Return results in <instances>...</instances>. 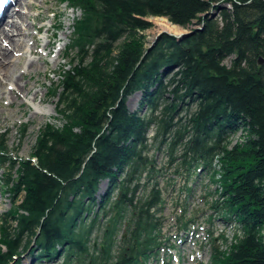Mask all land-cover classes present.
Wrapping results in <instances>:
<instances>
[{"label": "trees", "instance_id": "16d2710c", "mask_svg": "<svg viewBox=\"0 0 264 264\" xmlns=\"http://www.w3.org/2000/svg\"><path fill=\"white\" fill-rule=\"evenodd\" d=\"M60 1L81 12L76 58L49 94L62 124L41 128L28 159L12 156L0 134L12 202L0 264L161 258L171 169L217 184L212 209L240 231L222 235L223 247L213 239L210 264H264V0ZM153 17L192 33H164L150 48ZM240 131L245 140L235 143Z\"/></svg>", "mask_w": 264, "mask_h": 264}, {"label": "rangeland", "instance_id": "374dc122", "mask_svg": "<svg viewBox=\"0 0 264 264\" xmlns=\"http://www.w3.org/2000/svg\"><path fill=\"white\" fill-rule=\"evenodd\" d=\"M33 1L28 0L26 3L31 4ZM46 1L49 2L48 5L43 4V0H41V3L34 1L36 8L34 6L31 11L30 21L37 26H42L41 33L35 30L30 31L36 39L35 53L32 55L27 53L31 47L30 41L24 58L21 59L19 66L14 68L15 75L22 74L23 71L27 70L19 85L14 86L15 92L21 96L15 99V96L9 93L8 83L1 85L2 89L8 93L0 95V134L5 135L12 156L19 159L30 158L43 126L48 122L57 126L62 124L60 120H57L58 115L55 108L57 100H50L49 94L60 83V75L70 69L73 60L76 58L75 51L69 48L73 38V26L77 18L81 17V12L72 9L67 3H63L60 0ZM39 4L42 5V9L38 7ZM49 5L50 10L45 20L38 21L36 17ZM13 8L16 10L26 9L21 8L18 4ZM216 15L214 14V17ZM25 16L23 15L22 18H25ZM11 17L13 16L6 17L8 19L7 23L11 22V20H16ZM156 18L159 17L148 19L153 25L146 32L149 44L165 31L161 28V25L154 22ZM165 19L169 22L167 18ZM52 25L54 26L53 28H51ZM6 29L9 30V26ZM47 29H50L48 34L46 33ZM184 29L189 31L186 28ZM48 36L52 39V46L50 51H45L44 45L48 41ZM0 44L4 46V39L0 40ZM60 53L62 54L59 55ZM28 58L37 61L36 69H27ZM41 63L44 65H41ZM37 68L41 69V71L36 74L35 70ZM35 94L37 97L34 100ZM134 96L128 100V105L131 109L134 108L133 110H136L142 95H139L140 99L135 103L136 105L133 104L132 106ZM38 108L46 111L38 112ZM23 125H27L25 136L21 134V126ZM152 134L153 132H151ZM232 140L234 142H242L245 140V132H238ZM157 160L160 168L166 164L164 151L162 154H157ZM216 168H218L217 163ZM7 171L8 166L0 167V225L2 215L12 207L9 193L3 187V180ZM166 174L165 178L171 182L168 185L170 186L168 191L165 192L167 204L163 214L165 218L164 232L166 238H168L166 242L168 249L163 251V258L160 260L155 259L150 264H165L166 262H170V264H210L213 239H216V246L223 247L222 242L219 241L222 235L231 240L236 233L240 234L237 229H234V224L224 222L219 214L212 209L211 204L218 198L217 190L220 187L217 184L210 183L209 179L204 178L202 172H200L198 178L194 177L191 182L185 179V175L182 177L177 176L174 169L169 170ZM165 183L166 181L163 177L161 179L162 187H164ZM105 187L106 183H103L101 188L104 189ZM188 188H192L191 193L186 190ZM184 210H187L186 215H183ZM210 218H212V223L209 221ZM186 221L188 225L184 227ZM24 264L36 263L29 258H25ZM53 264H59V262Z\"/></svg>", "mask_w": 264, "mask_h": 264}, {"label": "bare ground", "instance_id": "6f19581e", "mask_svg": "<svg viewBox=\"0 0 264 264\" xmlns=\"http://www.w3.org/2000/svg\"><path fill=\"white\" fill-rule=\"evenodd\" d=\"M9 1H10V3L5 8V10L2 12V16H1L2 18L0 20V40L4 39V46L2 44H0V95H5L8 93V92L4 91L2 89V86H1L5 83H8L7 85H9V90H10L9 93L11 95L15 96V99H16L21 95L18 94L17 92H15L14 86L19 85V82L23 79L24 74H26L27 70L23 71L22 74L15 75L14 68L16 66H19L21 59L24 58V55L26 54L27 45L29 44L30 41H31V47L28 49L27 53L29 55H32L35 53L34 52L35 51L34 46H36V39H35L34 34H32L30 31L35 30V31L41 33L42 32V26H37L36 24L31 22L30 17H31V11L33 10V8L35 6L34 4H36L34 1L41 3V0H34L33 2H31V4L26 3L28 0H7V2H9ZM43 2H44L43 4H45V5L49 4V2L46 0H43ZM17 4L20 5L21 8H26V9H19V10L17 9L16 10L13 7H16ZM38 7H40V9H42V5H40V4ZM219 7L222 8L225 6L219 5ZM35 8H36V6H35ZM49 10H50V5L47 8H45L44 10H42V12L36 17V19L40 22L45 20ZM11 15L13 16L11 18H15L16 20H11V22L7 23L6 21H8V19L6 17H9ZM23 15H26L25 18H22ZM18 20H20V21L18 22ZM154 22L158 25H161V28L165 30L164 32H168L169 34H172V36H174V35L178 36L179 34H184L185 32H190V34L192 33L191 30L185 31V29L183 27L169 23L165 18H156V19H154ZM7 26H9V28H10L9 30L6 29ZM22 27H23V30H22ZM53 27L54 26L52 25L51 28H53ZM198 29H201V28L197 27L196 30H198ZM49 30L50 29L46 30L47 34H48ZM51 46H52V39H50V37L48 36V41L44 45V50L50 51ZM61 54L62 53H60L59 55H61ZM27 63H28V68H27L28 70L36 69L35 68V66L37 65L36 60L28 58ZM41 65H44V64L41 63ZM40 71H41V69H39V68H37V70H35L36 74L40 73ZM139 95H142V94L139 93V94L134 96L133 103L131 104L132 106H133V104L136 105L135 103L139 101V99H140ZM36 97H37V95L35 94L34 100ZM127 106L131 112L135 111V110H133L134 109L133 107H132L133 109H131V107H129L128 104H127ZM38 109H39L38 112L46 111L42 108H38ZM236 135L233 136V138H235ZM235 143H237V142H235ZM217 166L219 169L220 166L218 164H217Z\"/></svg>", "mask_w": 264, "mask_h": 264}, {"label": "water", "instance_id": "95a60500", "mask_svg": "<svg viewBox=\"0 0 264 264\" xmlns=\"http://www.w3.org/2000/svg\"><path fill=\"white\" fill-rule=\"evenodd\" d=\"M163 33H165V34H169V33H167V32H162L158 37H156L150 44H149V47L151 48L152 46H154L155 45V43L157 42V40L159 39V37L163 34ZM190 34V32H185L184 34H179L178 36H176V35H174L175 37H177L178 39H183V38H185L186 36H188ZM169 35H172V34H169ZM261 63L263 62V60H261L260 61ZM137 94H139V93H137ZM106 184H107V182H106Z\"/></svg>", "mask_w": 264, "mask_h": 264}, {"label": "snow or ice", "instance_id": "6c2138e0", "mask_svg": "<svg viewBox=\"0 0 264 264\" xmlns=\"http://www.w3.org/2000/svg\"><path fill=\"white\" fill-rule=\"evenodd\" d=\"M6 2H7V0H0V8H2L4 3H6Z\"/></svg>", "mask_w": 264, "mask_h": 264}]
</instances>
